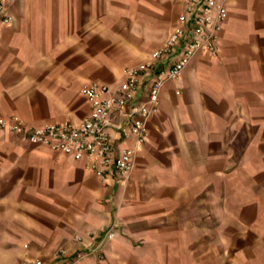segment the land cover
<instances>
[{"label": "crops", "instance_id": "1", "mask_svg": "<svg viewBox=\"0 0 264 264\" xmlns=\"http://www.w3.org/2000/svg\"><path fill=\"white\" fill-rule=\"evenodd\" d=\"M216 53L200 51L160 92L129 178L0 130V264H264V0H225ZM184 0H10L0 28V117L80 124L81 94L147 61ZM154 69L181 55L189 35ZM113 115L114 150L134 145ZM113 229L115 235L107 236ZM63 249V252H55Z\"/></svg>", "mask_w": 264, "mask_h": 264}, {"label": "built area", "instance_id": "2", "mask_svg": "<svg viewBox=\"0 0 264 264\" xmlns=\"http://www.w3.org/2000/svg\"><path fill=\"white\" fill-rule=\"evenodd\" d=\"M10 0H0V28L11 23L14 16L5 12ZM185 12L180 15L166 42L157 47L151 57L124 69V80L116 88L93 81L84 84L81 94L91 105L90 113L83 121L74 125L69 121L46 123L41 126L30 124L13 114L0 117V130L10 131L32 144L48 146L53 150L72 155L75 159H86L87 167L105 179L115 169L124 178H129L136 166L137 150L149 139L150 118L159 111L160 92L163 86L178 79L194 57L202 50L216 53L222 30V23L228 16L225 0H184ZM189 35L179 58L167 69L159 70L150 84L147 95L140 99L139 91L144 74L168 58L176 46ZM130 106L129 121L117 126L124 138L132 137L134 145L114 150L113 115ZM115 231L108 230L113 237ZM63 252V249L55 254ZM65 261L61 264H71ZM20 264H45L41 256L25 258Z\"/></svg>", "mask_w": 264, "mask_h": 264}, {"label": "rangeland", "instance_id": "3", "mask_svg": "<svg viewBox=\"0 0 264 264\" xmlns=\"http://www.w3.org/2000/svg\"><path fill=\"white\" fill-rule=\"evenodd\" d=\"M128 67V66H127Z\"/></svg>", "mask_w": 264, "mask_h": 264}]
</instances>
